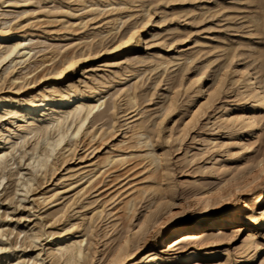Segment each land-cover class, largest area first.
<instances>
[{
	"label": "rangeland",
	"instance_id": "rangeland-1",
	"mask_svg": "<svg viewBox=\"0 0 264 264\" xmlns=\"http://www.w3.org/2000/svg\"><path fill=\"white\" fill-rule=\"evenodd\" d=\"M0 30L29 52L0 64V264H264V0H0ZM74 88L100 105L33 168L62 104L17 112Z\"/></svg>",
	"mask_w": 264,
	"mask_h": 264
},
{
	"label": "bare ground",
	"instance_id": "bare-ground-1",
	"mask_svg": "<svg viewBox=\"0 0 264 264\" xmlns=\"http://www.w3.org/2000/svg\"><path fill=\"white\" fill-rule=\"evenodd\" d=\"M13 36H14L13 34H10L6 30H0V44H1V42L5 41V40H11V38H13ZM21 44H22V47L17 52L19 54L17 60L20 62L22 60L21 57L26 55L27 53H29L28 49H27L28 47L26 46V43H25V40H20V41H18L16 43H11V44L6 43L2 47H0V64L6 58H8L11 55V53H13V51L16 48L19 47L18 45H21ZM125 49H128V47H126ZM66 57H69V56L67 55ZM69 61L70 60H66L64 62V65L66 64L65 67H67V68L61 69V67L59 65L60 68L58 67L59 69H56L54 71V73H53V79L54 80L55 79L59 80L61 77H63L65 75V70H67L68 66H70ZM53 69H55V68H53ZM14 78L15 77L12 76V80ZM202 90H203V88L200 87V89L198 90V93H200ZM75 91L76 90L74 88V89L64 93L61 96H57V94H56L57 97L52 96V97H54L53 99H50L49 98L50 96H48V95H42L41 97H39V99L37 101H35L32 97L29 98V99L27 98V100H24V102H23V104L21 106V109L17 112V115L24 116V115H26L29 112H38V111L43 110L45 108V106L47 105V103H49V102H54L55 104H62L60 107L55 109L54 112H53V114H56L55 121L57 122V124H55V125H57V126H55L56 127L55 134L53 136L42 137L43 145H42L41 150L36 154V157L35 158L33 157L34 158L33 161H32V167L33 168L44 163L46 158L50 154H52V151L55 150L54 148H56V146L59 145V142H61V140L63 139V137L66 134H68L71 131H73L74 133L78 132L79 128L81 127L83 122L86 120L88 115L91 114V112L93 110H95L100 105V100H99L100 98L98 96L96 97L97 91H98L97 89L95 90L94 95L90 96L94 100L93 102H90V103H83V102L76 103L77 99H80V98H82V97H84L86 95L85 94L83 95V93H81V94L77 93ZM262 101H264L263 97H262ZM7 103H8V100L6 99V97L0 96V110L3 107H5ZM72 103H73V105H72ZM70 105H72V106H70ZM4 113L5 112H1L0 113V117ZM41 115L45 116V115H47V113L46 112H42ZM65 119H69V123H68V125L65 128H62L60 126V123H61L62 120H65ZM27 120H28V118H27ZM53 124L54 123H52V125ZM24 125L25 124H21L20 128H23ZM72 125H73V128H72ZM63 127H64V123H63ZM42 135H43V133H42ZM2 139H4L3 136L0 137V142H1ZM1 156L2 155H1V152H0V161H1ZM262 198H263V196H261L259 194L257 196H255L254 204L255 205L261 204ZM171 205H172V203L169 202V203L164 204V207L167 208V207H170ZM233 216H235L234 213L232 211H228L227 215L223 216L220 219V222L222 224H225L226 222L231 221ZM248 226H253L254 228H256V230L264 229V214H263V216L260 215L259 217L255 218L254 220H250L248 222ZM189 229L190 228H188V227H183L182 229L177 230L175 236H173V237H171L169 239V243H170L169 246H176V245L177 246H182L184 244V242H186V241H194V240H196V239H193V237H192L193 233H191L189 231ZM203 231H206V230H203ZM207 233L208 232H205L204 235H207ZM64 253L67 254V259H72V260L73 259H77L80 256V244L79 243H75V244H71V245L67 246L65 251H64ZM211 255H213L212 259H217L219 257V252H215V253H213ZM208 256H209V254L206 253L205 251L197 252L194 249H190V250H187V252L184 253L183 255L168 256V257H166L165 261L166 262H179L178 264H192L194 261H196L198 263L199 260H204ZM247 259H248V257L244 258L242 261H245ZM157 260H159V259L158 258H154L153 253L149 252L147 254V256L141 261L140 264H156Z\"/></svg>",
	"mask_w": 264,
	"mask_h": 264
}]
</instances>
